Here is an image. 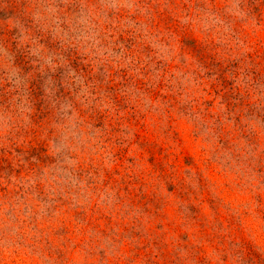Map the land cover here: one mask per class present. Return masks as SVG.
Returning <instances> with one entry per match:
<instances>
[{
  "label": "clouds",
  "instance_id": "obj_1",
  "mask_svg": "<svg viewBox=\"0 0 264 264\" xmlns=\"http://www.w3.org/2000/svg\"><path fill=\"white\" fill-rule=\"evenodd\" d=\"M249 248L264 255V0H0V264Z\"/></svg>",
  "mask_w": 264,
  "mask_h": 264
},
{
  "label": "rangeland",
  "instance_id": "obj_2",
  "mask_svg": "<svg viewBox=\"0 0 264 264\" xmlns=\"http://www.w3.org/2000/svg\"><path fill=\"white\" fill-rule=\"evenodd\" d=\"M186 162H190V158H187ZM247 260L248 264H264V255H261L254 249L249 248Z\"/></svg>",
  "mask_w": 264,
  "mask_h": 264
}]
</instances>
